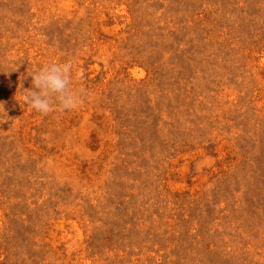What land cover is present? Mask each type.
<instances>
[{
  "label": "rangeland",
  "instance_id": "rangeland-1",
  "mask_svg": "<svg viewBox=\"0 0 264 264\" xmlns=\"http://www.w3.org/2000/svg\"><path fill=\"white\" fill-rule=\"evenodd\" d=\"M0 264H264V0H0Z\"/></svg>",
  "mask_w": 264,
  "mask_h": 264
},
{
  "label": "clouds",
  "instance_id": "clouds-1",
  "mask_svg": "<svg viewBox=\"0 0 264 264\" xmlns=\"http://www.w3.org/2000/svg\"><path fill=\"white\" fill-rule=\"evenodd\" d=\"M72 62L49 63L32 73V87L26 89L19 102L43 116L54 110H73L79 105L78 94L70 87Z\"/></svg>",
  "mask_w": 264,
  "mask_h": 264
}]
</instances>
